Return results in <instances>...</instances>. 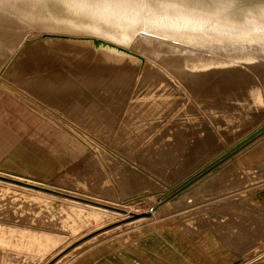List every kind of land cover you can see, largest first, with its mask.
Instances as JSON below:
<instances>
[{"label": "rangeland", "instance_id": "374dc122", "mask_svg": "<svg viewBox=\"0 0 264 264\" xmlns=\"http://www.w3.org/2000/svg\"><path fill=\"white\" fill-rule=\"evenodd\" d=\"M2 72L1 172L136 212L155 210L151 217L126 222L129 218L70 197L0 181V249L5 252L0 254V264L5 254L13 252L19 258L9 264H56L91 245L122 238L136 226L160 222L194 230L193 236L203 231L219 233L226 256L222 264L242 262L252 249L254 254L264 250V215H260L264 211L256 208L250 195L264 186V148L258 150V145L246 151L264 136V125L235 142L219 137L210 146L211 153L195 146L193 138L175 135L178 125L170 124V118L147 137L142 134L154 128L150 119L142 122L139 117L121 115L116 125L106 120L96 125L89 124V119L85 122L91 104H104L102 94L109 93L104 86L98 91L81 86L80 97L87 99L81 101L88 108L75 112L68 102L57 105L61 88L49 100L35 101L25 86L18 85L19 90L7 86L19 83H12ZM71 98L77 94L71 93ZM222 169L228 170L227 176L203 195L179 202L182 193H195L199 184L209 182ZM149 180L150 188L143 190L142 181Z\"/></svg>", "mask_w": 264, "mask_h": 264}, {"label": "bare ground", "instance_id": "6f19581e", "mask_svg": "<svg viewBox=\"0 0 264 264\" xmlns=\"http://www.w3.org/2000/svg\"><path fill=\"white\" fill-rule=\"evenodd\" d=\"M240 1L252 5L240 2L228 13L193 19L139 8L96 11L45 7L32 0H0V31L4 36L0 73L19 83L6 82L7 86L13 90L25 86L39 102L49 100L61 88L57 105L63 107L68 102L75 112L88 108L83 103L87 99L80 97L81 86L94 91L104 86L109 90L102 94L104 104H91L85 122L89 119V124L96 125L106 120L116 125L121 115L125 119L139 117L142 122L150 119L154 128L142 134L147 137L170 118V124L178 125L175 135L191 137L200 150L210 151L221 136L235 142L264 125V0ZM71 93L77 98L72 99ZM256 146L258 150L264 148V136L246 151ZM227 174L223 169L215 176L211 174V180L199 184L195 193L179 195V202L189 201L197 193L203 195ZM0 175L51 187L32 178L1 171ZM0 181L36 189L2 178ZM150 182L142 181L143 190L150 188ZM59 191L90 200L71 198L79 203L129 218L126 222L151 217L155 210L132 217V212H142L82 193ZM253 256H244V261L235 264L264 263V250L257 258Z\"/></svg>", "mask_w": 264, "mask_h": 264}, {"label": "crops", "instance_id": "0c3cea01", "mask_svg": "<svg viewBox=\"0 0 264 264\" xmlns=\"http://www.w3.org/2000/svg\"><path fill=\"white\" fill-rule=\"evenodd\" d=\"M250 195L256 208L264 211V186L256 189L254 194L250 193ZM260 215H264V213ZM189 231L194 233V230H184L177 224L165 222L136 226L127 231L122 238L96 246L91 245L67 259L55 263L222 264L225 261L224 244L218 240L220 237L219 233L216 234L214 231L197 233L195 231L197 236V239H195L196 236L191 235ZM214 239H217L215 240L216 242L212 241ZM262 246H264V243ZM254 251L256 249H252L248 257L253 256ZM2 252L5 253L1 248L0 254ZM4 256L3 264H9L11 261L17 263L19 258L16 252L7 253ZM255 256L256 258L258 257L257 254H254L253 257Z\"/></svg>", "mask_w": 264, "mask_h": 264}, {"label": "snow or ice", "instance_id": "6c2138e0", "mask_svg": "<svg viewBox=\"0 0 264 264\" xmlns=\"http://www.w3.org/2000/svg\"><path fill=\"white\" fill-rule=\"evenodd\" d=\"M32 2L45 7L59 6L96 11L112 8L159 10L174 16L196 19L201 15L228 13L240 3V0H32ZM3 39V32L0 31V45H2Z\"/></svg>", "mask_w": 264, "mask_h": 264}, {"label": "water", "instance_id": "95a60500", "mask_svg": "<svg viewBox=\"0 0 264 264\" xmlns=\"http://www.w3.org/2000/svg\"><path fill=\"white\" fill-rule=\"evenodd\" d=\"M240 2H242L244 4L248 3L250 6L252 5V4L249 3V1H240ZM0 178L6 179V180H9V181H13V182H16V183L24 184V185H27V186H30V187H33V188H36V189L43 190V191H47V192H51V193L67 196V197H70V198H77V199H81V200H85V201H90V200H87V199H84V198H81V197H77L75 195H71L69 193H64L62 191H59V190L51 188V187H46V186L38 185V184H35V183H29V182H26V181H21L19 179H15V178H12V177H7V176H4V175H0ZM146 214L150 215L151 213L150 212H142V213L132 212V217H138V216L146 215Z\"/></svg>", "mask_w": 264, "mask_h": 264}]
</instances>
